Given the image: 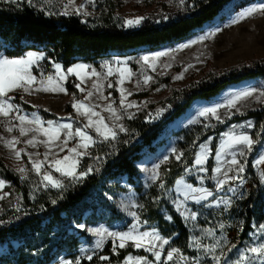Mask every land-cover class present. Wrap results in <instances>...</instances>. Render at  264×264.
<instances>
[{
	"label": "rangeland",
	"instance_id": "obj_1",
	"mask_svg": "<svg viewBox=\"0 0 264 264\" xmlns=\"http://www.w3.org/2000/svg\"><path fill=\"white\" fill-rule=\"evenodd\" d=\"M187 1L188 0H184V3L181 4L180 0H73V3L68 6L67 10L69 14H77L78 10L79 15L93 20L108 15L119 24L123 23L127 27H135L138 24L129 26L125 24V21L135 20L137 17L145 18L150 14L165 15L167 11L185 6ZM31 2L52 7L59 12H64L65 5L69 3V0H31ZM261 3H264V0H233L217 17L197 29L190 37L172 44H167L155 49L139 48L127 55L111 54L101 59L98 66L78 62L70 67L77 64L87 66L80 71L79 78L73 73L67 75L65 80H59V78L56 77L55 69V65L59 63L53 64L51 73H43L40 71L36 74L34 68L38 69L39 64L43 61L45 56L42 52H32L42 54L35 57L34 64L31 68L33 75L37 77L36 82L31 85L27 91H25L24 88H19L8 93V95L12 97L9 102L16 105L13 101V97L15 94H18L19 99L24 103L36 109L41 108L54 115L55 118L45 120L37 110L27 111L23 110L20 106H18L19 113L14 109L7 117L0 116V124L3 127L0 136V156H2L15 171L25 176L29 171L28 167L35 172L32 168L29 154H38L31 155L32 161H43L45 152H48V147H51L52 152L49 153V160L69 155L67 149H65L64 152H59L58 156L54 155L58 152L56 144H59L60 141H56L46 147L45 144L39 143V141L47 140V137L38 132H28L27 135L21 136L19 132L21 124L18 119H16L18 114L26 115L31 120L33 119L32 114L36 113L42 121L39 126L25 123L23 125L25 128H47V121L61 124L72 123L75 126H82L85 123V118L73 109L72 104L74 100L84 101V103L89 105H100V107H97L95 110L106 118L109 126L113 127L114 130L117 131L118 136H120L124 132H119L118 127H116L117 125L122 124L125 127L124 120L129 119V116L132 118L135 117L137 113L145 107L148 108L149 112L148 120L155 119L158 110H161L162 101L168 98L173 91L184 88L212 72L223 70L255 58H263L264 13L257 12L237 23H231L241 12L247 10L249 7H256ZM81 5H83V8H80ZM217 29L219 30L217 31ZM210 32H215V35L204 40L199 39L201 36H206ZM183 45L188 46L182 47ZM2 47L3 45L0 42V57H5ZM158 52H163L165 55L155 56L154 54ZM145 56L148 57L147 62L141 59V57ZM59 65L62 70L61 74L66 73V70L70 68H63L61 64ZM109 67L112 69L111 74H109L108 71ZM124 69L127 71L123 72V82L117 83L121 80V70ZM94 72L98 75L93 74ZM48 76L53 77L51 83L47 80ZM70 76L75 79V88L77 84H80L81 88L84 89L81 91L76 88V96L72 97L68 96L67 91H59L57 88L59 85V87L66 89L65 83ZM145 76L151 77L147 84L144 83ZM94 84L98 85V87L94 88ZM109 84L113 86L108 87ZM41 88H48L49 90H37ZM54 88H57V90L53 91L52 89ZM121 90L124 91V95L126 96L124 108L120 106ZM242 90H254L253 95L237 101L236 108L218 109V114L222 118L221 121H218L211 115L207 117L199 116V111L203 107H210L217 103H222L235 92ZM89 92H92L93 95L85 100ZM129 92L131 95H127ZM261 92H264V80L251 79L230 85L209 100L194 101L180 117L168 124L163 133L153 143V151L149 149L143 150V156L137 162V167L140 171L138 182L143 186L144 190L149 189L150 186L158 180L161 165L170 159L178 160L177 156L181 158L182 153L178 148V144L182 141L183 134L186 130L196 125L204 127V129L210 127L215 128L218 124H222L233 117L258 109L264 103V96L260 95ZM67 101H71L70 112L65 111V103ZM128 102H134L135 106L128 108ZM109 103L116 109L117 114L121 115L120 120H116L114 116H111L108 111L104 110V107ZM150 106L153 107L151 110ZM237 108L239 111H237ZM249 122L252 124L251 128L246 126ZM253 126V118H244L228 123L224 127L216 139V149L213 154V167L209 175L207 173V162L211 156V145L214 141L215 134L208 136L197 146L193 165L187 168L184 175L179 177L174 185L166 191L167 200L183 218L190 232L188 244L190 253H183L179 250V255L187 257L188 260L181 261L179 255H177L176 259L170 262V264H195L196 257L200 258V264H212V253L205 255L203 245H213L217 242H219L220 248L216 250V254L219 255L222 249L226 253L227 260L234 261L238 258L241 251L255 244L264 242V234L258 231L259 226L264 224V216L260 222L253 220L251 223V231L246 234L245 238H241L243 214L257 192L255 182L246 171L248 159H251L252 172L260 186L264 203V162L257 163L261 157H264V139L255 154L250 155L251 151L249 152L245 149L244 156L237 155L236 157L245 166V171L241 174L243 176V183L239 181H229L222 188H217L218 180L225 178L223 172L230 167L227 161L232 159L231 153L233 151L239 152L243 147H228L224 143L227 134L233 132H246L251 136L250 133ZM9 128L12 130L9 131ZM89 132L94 136L96 142L103 141V138L97 136L95 132L91 130H89ZM33 135H36L38 141L35 147L25 143V141L31 139ZM13 138L18 142L14 143V147L10 148L7 146L6 142L13 140ZM75 145L76 141L72 140L68 147H73ZM92 145L93 144H91L90 147H92ZM89 148L87 150L78 149V151L85 152L83 155L85 156ZM21 149L24 151L17 157L15 152ZM173 149H175V152H173ZM218 149L221 151L219 158L216 155ZM198 154L203 157L202 165H196L195 163ZM165 156L168 157V160L161 163ZM82 157L76 158L79 160V163ZM157 164H159V168H155V172L158 173V175L157 178L153 180L151 177L153 175L154 166ZM200 167H203L205 171H200ZM217 167L221 168L222 171L220 173L213 171V169ZM21 168H24L25 172L21 173L19 171ZM43 171L50 172L56 179H59L62 184L66 178L72 179L71 177L62 176L59 172H55L48 167L47 163H45L42 169V172ZM76 171L79 172V164ZM228 175L232 176L236 175V173L234 171H229ZM39 176L42 181V175ZM116 183L119 187H122V190L108 195V198L116 205L119 212L122 214V219L113 222L111 225H106L102 222L86 224L82 221L77 227L84 231L89 239L85 237L81 238L77 257L70 259L60 255L50 264H62V261L65 260L75 264L77 259L80 261L83 257H92L95 253H98L109 240L112 241L113 246L115 240V247H119V240L108 236L107 232L130 231L133 225L136 226V232L133 233L134 235L139 232L147 231L149 233L156 232L164 238L156 228H147L145 224L139 220V194L135 191L134 187L127 182L126 177L118 179ZM42 184L45 186L47 182L45 181ZM208 184L211 186H208ZM7 186L8 183L5 182L4 188L0 189V201L7 196L5 190ZM48 187L53 188L51 186H47V188ZM193 189L196 191H193ZM229 189L233 190L230 191ZM209 192L211 193L210 196L207 195ZM199 197H206V199H200L198 201L197 198ZM225 201H229V203L226 204ZM132 212H136V217L131 215ZM192 213L196 214L195 219L191 218ZM166 217L169 219L168 216ZM80 225H83L84 228H81ZM221 225L223 227H221ZM88 229L107 230L103 233V244L100 248H96V242L101 239V236ZM167 240L169 243L164 246L162 257L166 255L167 251L176 248L171 246V239ZM152 243L159 245L160 241H152ZM127 244H132V246H134L132 241H127L125 245ZM148 245L149 238H145L144 247H134L144 250L146 255L129 254L119 264H145L144 261L137 262L134 259L135 257H144L147 261L154 264L152 252L146 250ZM197 245H199V247ZM229 249L231 250L229 251ZM156 250L159 249L157 248ZM2 252L3 247H0V254ZM129 258L132 259L130 260Z\"/></svg>",
	"mask_w": 264,
	"mask_h": 264
},
{
	"label": "trees",
	"instance_id": "obj_2",
	"mask_svg": "<svg viewBox=\"0 0 264 264\" xmlns=\"http://www.w3.org/2000/svg\"><path fill=\"white\" fill-rule=\"evenodd\" d=\"M232 1L188 0L179 9L167 11L165 15L150 14L137 26L127 27L108 15L93 20L79 14L62 15L52 7L26 0H19V3L0 0V42L8 58L24 57L29 52L44 53L38 69L34 68L36 74L40 71L51 73L55 63L63 68L78 62L98 66L101 59L111 54L127 55L139 48L155 49L184 40L217 17ZM251 79L264 80V57L212 72L173 91L162 101L163 111L153 120H148L149 112L145 107L135 117L124 120L127 131L116 140L98 141L89 148L79 163V171L93 169L89 175L79 180L66 178L59 189L45 187L40 176L28 166L26 178L21 179L22 175L0 156V179L8 183L7 196L0 201V247H3L0 264H50L60 255L76 258L81 238L89 239L77 227L82 221L111 225L122 219V214L108 198L122 190L116 183L122 177H126L139 194V220L147 228H156L164 238L171 239V246L190 253L189 229L167 200L166 191L193 165L200 142L215 134L207 162V173L211 174L216 139L228 123L254 119L250 134L255 144L250 155L255 154L264 139V103L215 128L196 125L186 130L178 144L181 158L161 165L158 180L147 190L138 182L137 162L144 149L154 150L153 143L168 124L180 117L194 101L209 100L226 87ZM65 88L68 96H76L72 76ZM13 101L23 110H37L45 120L55 118L41 108L24 103L18 94ZM70 107L71 101H67L65 111L70 112ZM152 108L150 106V110ZM250 160L246 171L255 182L257 192L243 214L241 238L251 231L253 220L260 222L264 216L261 189ZM113 248L109 240L91 260L83 257L79 264H119L129 254L146 255L132 244L115 247V251ZM101 256H107L108 260H101Z\"/></svg>",
	"mask_w": 264,
	"mask_h": 264
},
{
	"label": "snow or ice",
	"instance_id": "obj_3",
	"mask_svg": "<svg viewBox=\"0 0 264 264\" xmlns=\"http://www.w3.org/2000/svg\"><path fill=\"white\" fill-rule=\"evenodd\" d=\"M9 3H19V0H7ZM31 2V0H29ZM181 4L184 3V0H180ZM73 3V0H69V3L65 5V11L60 13L62 15L69 14L68 12V6ZM80 8H83V5L80 6ZM257 12L264 13V3L259 4L256 7H249L247 10L241 12L236 18H234L231 23H237L240 20H243L247 17H250ZM51 14V13H49ZM77 14H79V11L77 10ZM144 18L143 17H137L135 20H126V25H134L139 24ZM219 29H217L218 31ZM215 32H210L206 36H201L199 39L204 40L206 38H210L211 36H214ZM188 45H183L182 47H187ZM37 53L29 52L24 57L20 58H7V57H0V116H9V114L15 109L17 113H19L18 106L10 103L9 101L12 99L8 95V93L19 89L24 88L25 91L28 90V88L33 85L36 82L37 77L33 75L31 68L34 64L35 57ZM155 56H163L165 53L158 52L154 54ZM142 60L145 62L148 61V57H141ZM86 65L77 64L73 67H70L66 70V73L61 74V66L59 64L55 65L56 69V77L59 78V80H65L67 78V75L75 73L77 77L79 78L80 71L83 70ZM109 74H111L112 69L109 67ZM122 71V78L117 83L123 82V72H126L127 70H121ZM95 75H98L97 73H93ZM151 79L149 76L144 77V83L147 84L148 81ZM47 80L49 83L53 81L52 76H48ZM43 83V82H42ZM112 84H109L108 87H112ZM94 88L98 87V85L94 84ZM59 91H66L63 87L57 86ZM57 88L52 89L53 91L57 90ZM76 88L83 91L84 89L81 88L80 84L76 85ZM37 90L42 91H48V88H41ZM254 90H242L237 91L222 103H217L214 106L210 107H203L199 111L200 117H207L211 115L218 121H221V116L218 114V109L220 108H236V102L247 98L253 95ZM93 95L92 92H89L88 95L85 97V100H87L89 97ZM127 95H131V93H127ZM261 96H264V92L260 93ZM125 100L126 96L124 95V91L121 90V101L120 106L121 108L125 107ZM134 102H128L127 107L131 108L134 107ZM72 107L74 110L77 111L78 114L83 116L85 118V123L82 126H75L72 123H55L53 121H47L48 127H34V128H25L23 125L25 123L34 124V125H41L42 121L40 120L39 116H37L36 113L32 114L33 119H29L28 116L18 114L16 119L21 124V127L19 128V132L21 136L27 135L28 132H38L44 136L47 137V140L39 141V143L45 144L46 147L49 145L55 143L56 141H60L59 144H56V148L58 149V152L54 155L58 156L59 152H64L65 149H67V152L69 155H64L62 158H54L52 160H49V153L52 152V148L48 147V152H45L44 154V160H31V155H38V154H29L30 156V162L32 163V168L36 172L37 175H42V183L47 182L45 187L51 186L53 188H62L64 185L59 179H56L50 172L43 171L45 163H47L48 167L53 169L55 172H59L64 177H71L73 180H79L81 178H85L87 175H89L92 172V168L90 167L87 172L81 170L79 172L76 171L77 166L79 164V160L76 159L78 157H82L85 152L78 151V149H84L87 150L91 144H94L96 141L94 139V136L90 134L89 130L95 132L97 136H101L103 140L109 141V140H116L118 133L116 130H114L113 127L109 126V124L106 121V118L103 117L100 112L96 111L95 109L97 107H100V105H89L84 103V101L74 100ZM105 111H108L111 116H114L116 120L121 119V115L117 114L116 109L112 106L111 103L106 105L104 107ZM163 110H158L157 116L162 112ZM237 111L239 109L237 108ZM129 118H132L129 116ZM196 122V121H193ZM207 126V125H206ZM247 127L251 128L252 124L249 122ZM119 132H126L127 129L122 125H117ZM9 131L12 129L9 128ZM75 140L76 145L73 147H68L69 143ZM18 142L15 138L13 140L7 141L6 144L8 147L12 148L14 147V143ZM26 144L35 147L38 143L36 135H33L31 139H28L25 141ZM224 143L228 147H234V146H243L239 152L233 151L231 153L232 159L230 161H227V163L230 165L229 169L223 172L224 179H219L217 182V188H222L226 183L229 181H239L240 183H243V176L241 175L245 171V166L242 164L236 157L244 156L245 155V149L247 151L252 150V146L255 144V141L253 138L246 132H239V133H230L227 134V138L224 141ZM24 150L21 149L19 151L15 152V155L19 157L21 155V152ZM173 152H175V149H173ZM217 157L221 155L220 149L216 152ZM177 159H180V156H177ZM168 157L165 156L163 161H167ZM264 162V157H261L260 160L257 161V163ZM196 165H202L203 163V157H201L199 154L197 155V159L195 161ZM155 168H159V164L154 166L153 169V175L152 179L155 180L157 178L158 173L155 172ZM21 173L25 172L24 168L19 169ZM200 171H205L203 167H200ZM214 172L220 173L222 170L221 168L217 167L213 169ZM234 171L236 175L229 176L228 172ZM26 177L22 176L21 179H25ZM5 186V181L0 179V189H3ZM232 191L233 189H229ZM193 191H196L193 189ZM207 195H211V193H207ZM198 201L200 199H206V197H199L197 198ZM55 203V201H53ZM225 203H229V201H225ZM142 207V206H141ZM131 215L133 217H136V212H132ZM192 219L196 218V214L192 213L191 215ZM81 228H84L83 225H80ZM221 227H223L221 225ZM89 231H94L97 234L101 236V239L97 240L96 242V248H100L103 244V233L107 230H100V229H88ZM258 231L261 234H264V224H261L259 226ZM136 232V226L133 225L130 231H117V232H107V235L110 237H114L116 240H119V247L123 248L125 247V244L127 241H132L134 246L136 248L144 247V240L145 238H149V245L146 250L152 252V256L154 257V264H170V262H173L176 259V256L179 255V249L172 248L171 250L167 251L166 255L162 257V250L164 249V246L169 243L167 239L162 238L158 233L152 232L149 233L147 231L145 232H139L137 234H133ZM152 241H160L159 245L152 243ZM199 247V245H197ZM234 247V246H233ZM159 250H156V249ZM220 248L219 242L213 245H203V250L205 252V255L208 253H212L211 255V261L212 264H264V242H261L259 244H255L253 246H250L246 248L245 250L241 251L239 253V256L234 261H228L226 258V253L221 249L220 254H216V250ZM231 249H229L230 251ZM83 251V250H82ZM113 251H115V240H114V248ZM89 260L92 259L91 256L87 257ZM101 260H108L107 256H101ZM130 260L132 258H129ZM137 262L144 261L145 264H152V262H149L144 257H135L134 258ZM179 259L181 261L188 260L187 257H184L182 255H179ZM62 264H72V262H69L67 260L62 261ZM75 264H79V259L75 261ZM195 264H200V258L196 257Z\"/></svg>",
	"mask_w": 264,
	"mask_h": 264
},
{
	"label": "crops",
	"instance_id": "obj_4",
	"mask_svg": "<svg viewBox=\"0 0 264 264\" xmlns=\"http://www.w3.org/2000/svg\"><path fill=\"white\" fill-rule=\"evenodd\" d=\"M2 129H3V127H2V125L0 124V136H1Z\"/></svg>",
	"mask_w": 264,
	"mask_h": 264
}]
</instances>
